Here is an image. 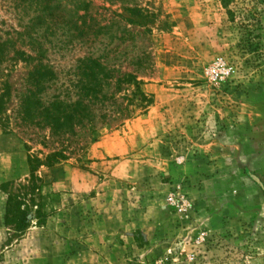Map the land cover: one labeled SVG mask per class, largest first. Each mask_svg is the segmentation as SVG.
Returning <instances> with one entry per match:
<instances>
[{
	"label": "rangeland",
	"instance_id": "obj_1",
	"mask_svg": "<svg viewBox=\"0 0 264 264\" xmlns=\"http://www.w3.org/2000/svg\"><path fill=\"white\" fill-rule=\"evenodd\" d=\"M45 2L0 0L7 117L30 71L59 86L89 57L119 100L133 74L147 102L39 167L44 216L32 206L20 235L3 184L29 176V152L0 126V264H264V0H50L52 16Z\"/></svg>",
	"mask_w": 264,
	"mask_h": 264
},
{
	"label": "trees",
	"instance_id": "obj_2",
	"mask_svg": "<svg viewBox=\"0 0 264 264\" xmlns=\"http://www.w3.org/2000/svg\"><path fill=\"white\" fill-rule=\"evenodd\" d=\"M45 1L42 9L52 16L50 0ZM80 18V23L76 21L74 25L81 33L94 29L88 4ZM3 45L6 42L0 43V54L4 52ZM16 54L20 55L19 52ZM97 67L100 63L96 59L85 58L80 61V71H75L59 86H56L58 78L54 71H30L26 89L19 97L12 117L5 115L11 86L7 81L1 82L0 126L4 132H17L29 152V176L24 182L3 184L7 195L4 224L11 226L17 235L26 231L34 214L40 220L44 216L40 210L44 182L37 174L39 167L52 168L68 156L83 151L99 126L119 127L147 102L137 76L128 74L116 80L117 90L122 84L135 87L130 97L125 95L119 100L113 92L112 72L106 67L107 71H94ZM33 146L40 149L30 152ZM32 206L37 207L34 214Z\"/></svg>",
	"mask_w": 264,
	"mask_h": 264
}]
</instances>
